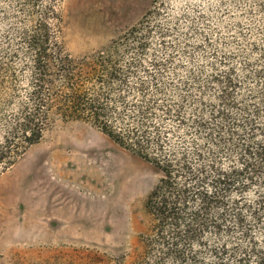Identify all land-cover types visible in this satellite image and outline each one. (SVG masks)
I'll return each instance as SVG.
<instances>
[{
    "label": "trees",
    "instance_id": "trees-1",
    "mask_svg": "<svg viewBox=\"0 0 264 264\" xmlns=\"http://www.w3.org/2000/svg\"><path fill=\"white\" fill-rule=\"evenodd\" d=\"M57 2L22 0L30 25L0 46V172L41 140L52 112L90 121L162 173L137 264H264V56L247 64L256 86L234 67L170 83L165 61L126 58L118 43L75 58Z\"/></svg>",
    "mask_w": 264,
    "mask_h": 264
},
{
    "label": "rangeland",
    "instance_id": "rangeland-1",
    "mask_svg": "<svg viewBox=\"0 0 264 264\" xmlns=\"http://www.w3.org/2000/svg\"><path fill=\"white\" fill-rule=\"evenodd\" d=\"M21 2L0 0L1 48L30 25ZM57 9L75 58L118 43L126 58L165 61L170 83L234 67L257 84L247 64L264 56V0H58ZM14 66L22 78L21 60ZM161 175L90 121L52 112L41 140L0 172V264H137L151 226L146 199ZM255 237L264 246V225Z\"/></svg>",
    "mask_w": 264,
    "mask_h": 264
},
{
    "label": "bare ground",
    "instance_id": "bare-ground-1",
    "mask_svg": "<svg viewBox=\"0 0 264 264\" xmlns=\"http://www.w3.org/2000/svg\"><path fill=\"white\" fill-rule=\"evenodd\" d=\"M83 148L85 149V151L90 155L94 150L88 149L85 146H83ZM99 151V150H98Z\"/></svg>",
    "mask_w": 264,
    "mask_h": 264
}]
</instances>
